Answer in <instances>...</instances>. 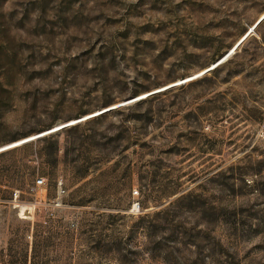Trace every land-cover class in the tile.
I'll list each match as a JSON object with an SVG mask.
<instances>
[{
    "label": "rangeland",
    "instance_id": "1",
    "mask_svg": "<svg viewBox=\"0 0 264 264\" xmlns=\"http://www.w3.org/2000/svg\"><path fill=\"white\" fill-rule=\"evenodd\" d=\"M263 19L264 0H0L3 264H264Z\"/></svg>",
    "mask_w": 264,
    "mask_h": 264
},
{
    "label": "built area",
    "instance_id": "2",
    "mask_svg": "<svg viewBox=\"0 0 264 264\" xmlns=\"http://www.w3.org/2000/svg\"><path fill=\"white\" fill-rule=\"evenodd\" d=\"M45 186V180L43 178H38L35 181V187L36 188H42ZM8 206L13 208L14 210L18 211L19 216L26 217L30 215L31 207L25 206L24 203L21 200V192L18 190H14L10 200L7 202ZM1 204V200H0ZM52 209H57L61 207V204L58 201H54L51 204ZM35 206L33 207V209ZM0 264H3L1 258H0Z\"/></svg>",
    "mask_w": 264,
    "mask_h": 264
},
{
    "label": "bare ground",
    "instance_id": "3",
    "mask_svg": "<svg viewBox=\"0 0 264 264\" xmlns=\"http://www.w3.org/2000/svg\"><path fill=\"white\" fill-rule=\"evenodd\" d=\"M263 20H264V19H263ZM263 20H262V21H263ZM27 141H28V140H27ZM24 142H26V141H24ZM22 143H23V142H22Z\"/></svg>",
    "mask_w": 264,
    "mask_h": 264
}]
</instances>
